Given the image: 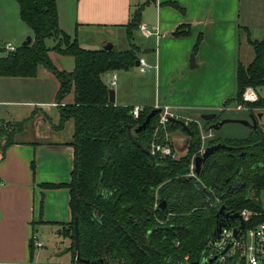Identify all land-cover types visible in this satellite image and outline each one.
<instances>
[{"label":"trees","instance_id":"16d2710c","mask_svg":"<svg viewBox=\"0 0 264 264\" xmlns=\"http://www.w3.org/2000/svg\"><path fill=\"white\" fill-rule=\"evenodd\" d=\"M16 1L34 40L0 55V76L35 77L39 67L46 66L60 81L56 97L60 125L65 126L69 119L74 121L69 142L74 147L70 180L42 184L46 188L67 187L70 191L73 218L59 232L72 240L71 264L181 263L187 255L195 261L220 225L238 223V219L219 213L222 206L231 213L245 208L256 212L247 227L264 220V134L259 127L247 128L244 135H219L213 129L215 136L207 145L225 143L232 148L213 152L200 171L192 175L193 160L201 154L200 130L197 124L190 123L193 134L189 136L181 125L169 122V131L180 128L189 136L183 154L174 157L155 153L151 157L143 148L152 149L159 113L146 128L136 130L154 107H144L140 117L134 118L133 106L110 102L111 88L102 79L106 72L136 65L138 47L131 44L127 50L115 46L85 49L77 38L60 28L56 0ZM150 1L134 8L127 25L130 38L139 28L143 9ZM244 29L255 56L249 64L238 63L237 91L229 101L235 104L243 102L247 86H253L259 94L264 86V38L253 40L247 27ZM186 33L188 30L179 27L174 34ZM48 38L56 40L53 47L47 45ZM51 50L72 56L75 68L59 69L49 57ZM71 93L73 102L63 104ZM246 104L250 110L264 107V97L260 94L258 101ZM201 120L206 130L211 129L214 121ZM16 126L10 122L0 125V151L15 142ZM129 126L143 148L130 138ZM157 141H166L163 129ZM236 184L239 185L235 188ZM162 201L166 205L159 208ZM75 218L79 222L78 250ZM34 251L33 240L32 257Z\"/></svg>","mask_w":264,"mask_h":264},{"label":"crops","instance_id":"0c3cea01","mask_svg":"<svg viewBox=\"0 0 264 264\" xmlns=\"http://www.w3.org/2000/svg\"><path fill=\"white\" fill-rule=\"evenodd\" d=\"M56 1L60 28L77 38L81 47L96 50L111 44L118 48L117 41L125 42L128 38L130 46L118 49L127 50L134 44L138 47V57L146 59L147 69L141 71L139 67L140 80L131 73L139 64L115 70L120 72L116 73L115 88L111 83L115 71L102 75L103 81L115 90V104L167 106L176 113L200 116L216 112L222 114V118L250 120L254 115L257 127L264 134L263 110L258 107L237 110L235 103L229 102L237 91L238 63L243 62L242 30L246 31L244 27H247L253 40L258 36L249 24L242 25L239 0H152L145 5L141 21L152 34L145 35L138 28L132 38L127 27L131 14L137 5L147 0ZM179 27L188 33L176 36L174 33ZM135 32L140 33L136 42ZM32 38L34 40V35ZM49 39L54 40V44L48 45L53 47L56 40L48 38L46 42ZM49 57L59 69L72 71L75 68L72 56L51 50ZM59 88V79L44 65L39 67L35 77L0 76V125L8 122L17 125L13 131L15 142L0 152L2 264L41 263L35 255L45 243L39 238L37 227L58 226L59 232L63 224L73 218L69 189L42 185L68 182L73 169L74 147L69 144L74 131L69 123L73 119L66 121L63 127L60 125L56 99ZM73 98V94H69L63 104L72 103ZM239 111L248 115L226 114ZM246 130H239L235 135H244ZM188 140L189 136L185 146ZM63 237L68 257L58 264H71L72 240L70 236ZM33 240L34 244L43 243L42 247L35 245L34 257L31 256Z\"/></svg>","mask_w":264,"mask_h":264},{"label":"rangeland","instance_id":"374dc122","mask_svg":"<svg viewBox=\"0 0 264 264\" xmlns=\"http://www.w3.org/2000/svg\"><path fill=\"white\" fill-rule=\"evenodd\" d=\"M239 12L240 20L242 25L249 24L253 31L258 32L256 39L264 38V0H239ZM33 31L28 28L26 23L22 20L19 11V5L16 0H0V48H3L7 43H11L17 48L23 45V42L26 41L28 36H33ZM139 32H135L134 42L137 41ZM243 41L240 46L242 53V60L245 63H250L255 56L254 47L251 46L246 40L247 34L246 31H242ZM132 41V39H130ZM54 40L49 39L46 43L47 45L54 44ZM111 42V41H110ZM112 43V42H111ZM117 46L120 49L128 48L130 46V41L126 38L125 42L117 41ZM4 49H0V54H2ZM141 56V55H140ZM139 56V57H140ZM253 56V58H252ZM117 74L120 72L115 71ZM110 74V72H108ZM132 76L136 80H140L141 72L139 66H135V69L131 72ZM112 74V73H111ZM115 88V85L113 86ZM260 94L264 96V86L260 89ZM180 114L183 120H185L188 125L190 123L197 124L200 133H207L210 129L206 130L204 124L201 120V116L198 114ZM228 115H248L245 111L239 112H227ZM218 117L222 118V114L218 113ZM200 122V123H199ZM70 126L74 129V121L72 120L69 123ZM169 126V125H168ZM167 126V132H165L166 140L171 141L176 150V155L180 156L183 154L182 150L185 149V139L188 136L180 128H177L174 131H169ZM158 124L156 125V128ZM162 130V129H161ZM160 130V131H161ZM239 130H246L243 125H240L238 122H228L225 123L223 128L217 131L220 134H237ZM159 131V132H160ZM156 132V129H155ZM214 132V131H213ZM155 136V134H154ZM215 136V135H214ZM207 138V142L212 137ZM262 203L264 205V194L262 195ZM58 226H38L37 233L39 238L45 243V246L36 250V259L43 262H50L52 264H58L64 262L68 255L66 254V241L62 234L58 232Z\"/></svg>","mask_w":264,"mask_h":264},{"label":"built area","instance_id":"2783aa9c","mask_svg":"<svg viewBox=\"0 0 264 264\" xmlns=\"http://www.w3.org/2000/svg\"><path fill=\"white\" fill-rule=\"evenodd\" d=\"M139 29L145 35L152 34V30L144 24H140ZM8 52H14L17 47L11 43H7L3 48ZM1 55V54H0ZM139 67L141 71H145L148 67V63L144 57L139 58ZM112 85L117 83V74L113 73ZM243 102L235 104L237 110H250V107L246 104L248 102H256L260 99V94L253 86H247L243 92ZM144 107L135 105L132 108V115L138 119ZM158 127L155 132V139L152 143V153H158L162 156H176V150L171 141L165 142L157 141L158 133L161 129L167 132V126L169 125L170 117L184 118L175 111H172L169 107H159ZM264 111V107H258ZM185 121V120H184ZM186 122V121H185ZM200 123V122H199ZM214 132L210 129L207 133H201L202 147L200 152L202 153L207 146V138L214 136ZM1 152V151H0ZM191 174L194 175L195 165L194 160L191 165ZM244 217L246 223L256 212L250 209H243L240 211ZM238 228V233L235 234L234 229ZM37 247H42L43 243L36 241ZM212 259V261H210ZM195 261H205L204 264H264V220L245 228H240V221L237 224H223L221 230L215 235L210 237L202 251L200 257ZM194 261L187 255L181 263H166V264H193ZM2 264V263H0ZM201 264V263H199Z\"/></svg>","mask_w":264,"mask_h":264},{"label":"water","instance_id":"95a60500","mask_svg":"<svg viewBox=\"0 0 264 264\" xmlns=\"http://www.w3.org/2000/svg\"><path fill=\"white\" fill-rule=\"evenodd\" d=\"M32 40H33L32 36H28L26 41L23 42V45L31 44ZM112 47H113V45L108 44L105 46V49H112ZM191 61L193 63L194 56L191 57ZM138 64H139V61H137V65ZM109 100L111 103L116 102L115 90L113 88L110 89ZM160 111H161L160 108L154 107L150 111V113L147 115L145 121L136 130L140 131V130L146 128L149 125V123L151 122V119ZM201 117L206 121H214L211 125V129H215V130L220 129L225 123H228V122H238V123H241L243 125H246V126L252 127V128H257V126H258L257 118L254 115H251L250 120L249 119H243V118H223L221 120H217L218 113H216V112L203 113L201 115ZM170 121L172 122V124L181 125L183 130H185L189 134V136L193 134V131L191 130L190 126L183 119L176 118V117H170ZM128 130H129V136L133 140V142L143 148L142 144L133 137L131 126L128 127ZM224 148L231 149L232 147L225 144V143H216V144H212V145H207L205 150L201 154L197 155L194 158L195 172L198 173L200 171L203 162H205L213 152H215L219 149H224ZM143 150L146 151L151 157H154V154L152 153V151L150 149L143 148ZM238 185L239 184H236L235 188ZM165 205H166V202L162 201L159 204V208L163 207ZM219 213L224 214L226 217H229L231 219H238L240 221V228L243 229L246 227V221L240 212H234V213L227 212V211H225V207L222 206L220 208ZM220 230H221V225L217 228V230L215 231V234ZM234 232H235V234H237L238 228H235ZM75 247L78 250V248H79V222H78V218H75ZM210 261H212V259ZM102 263H103L102 261H97L95 264H102ZM199 263L204 264L205 261H200V262L194 261L193 264H199Z\"/></svg>","mask_w":264,"mask_h":264}]
</instances>
